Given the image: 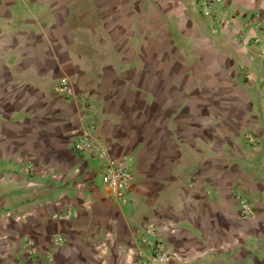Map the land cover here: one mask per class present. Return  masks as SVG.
<instances>
[{"label":"crops","instance_id":"0c3cea01","mask_svg":"<svg viewBox=\"0 0 264 264\" xmlns=\"http://www.w3.org/2000/svg\"><path fill=\"white\" fill-rule=\"evenodd\" d=\"M202 1L0 0V264H143L147 226L164 264H264V0Z\"/></svg>","mask_w":264,"mask_h":264},{"label":"built area","instance_id":"2783aa9c","mask_svg":"<svg viewBox=\"0 0 264 264\" xmlns=\"http://www.w3.org/2000/svg\"><path fill=\"white\" fill-rule=\"evenodd\" d=\"M215 0H203L202 11L205 15L212 17L213 4ZM57 90L67 96L75 94V89L69 78H62ZM74 149L80 154H88L94 157L101 167L102 183L111 197L121 203H128L131 187L134 183V174L131 165L126 158L113 154V146L99 140L97 126L94 116L88 125L72 142ZM242 214L248 216L254 213V208L243 202L241 205ZM140 240L149 247V254L144 257L143 264H164L170 257L168 246L157 239L156 231L153 226H147L140 233ZM64 242L62 237L55 239V244L60 245ZM27 252L36 256L38 251L35 243L30 240L27 244Z\"/></svg>","mask_w":264,"mask_h":264},{"label":"rangeland","instance_id":"374dc122","mask_svg":"<svg viewBox=\"0 0 264 264\" xmlns=\"http://www.w3.org/2000/svg\"><path fill=\"white\" fill-rule=\"evenodd\" d=\"M130 163L132 164V162H129V164H130ZM131 168H132V166H131ZM132 171H133V168H132Z\"/></svg>","mask_w":264,"mask_h":264}]
</instances>
